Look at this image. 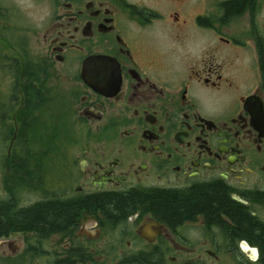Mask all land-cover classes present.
Returning a JSON list of instances; mask_svg holds the SVG:
<instances>
[{"label": "flooded vegetation", "instance_id": "af4514ba", "mask_svg": "<svg viewBox=\"0 0 264 264\" xmlns=\"http://www.w3.org/2000/svg\"><path fill=\"white\" fill-rule=\"evenodd\" d=\"M52 1L39 54L0 31V201L36 144L73 218L0 264H264V0Z\"/></svg>", "mask_w": 264, "mask_h": 264}, {"label": "trees", "instance_id": "16d2710c", "mask_svg": "<svg viewBox=\"0 0 264 264\" xmlns=\"http://www.w3.org/2000/svg\"><path fill=\"white\" fill-rule=\"evenodd\" d=\"M28 52H21L22 62H28ZM40 65H37L39 68ZM45 68V67H44ZM37 74L36 81L40 80ZM42 88L35 86V93L40 94ZM33 91L30 90L29 93ZM38 140V139H37ZM36 140V141H37ZM36 144L25 145L21 149L20 171L21 189L31 187L29 184L37 182L39 176L44 172V157L46 150L44 148L36 149ZM9 175L13 174V153L9 156ZM38 183H36L37 185ZM11 191V189H9ZM73 212L60 204L53 205L40 200L29 205L17 206L10 192V198L0 201V233L7 232L8 229H32L36 226L50 225L53 228L72 221ZM248 223V222H246Z\"/></svg>", "mask_w": 264, "mask_h": 264}, {"label": "rangeland", "instance_id": "374dc122", "mask_svg": "<svg viewBox=\"0 0 264 264\" xmlns=\"http://www.w3.org/2000/svg\"><path fill=\"white\" fill-rule=\"evenodd\" d=\"M53 9L52 0H0V18L5 19V22L1 23L0 31H6L4 36L8 40H17L19 44L23 43L24 46L26 45V49L30 53L39 54V52L44 50L43 33L45 23ZM12 10L16 12L15 15H13ZM6 123L8 125L11 124L10 119ZM9 127L11 128L12 126L9 125ZM77 127L75 126L74 128L76 132L79 130ZM5 133L6 129L3 131L0 128V157L2 158L6 157L10 140L6 135L4 136ZM69 135H71V132ZM26 189L22 188L19 192L21 205L33 199L32 193Z\"/></svg>", "mask_w": 264, "mask_h": 264}, {"label": "bare ground", "instance_id": "6f19581e", "mask_svg": "<svg viewBox=\"0 0 264 264\" xmlns=\"http://www.w3.org/2000/svg\"><path fill=\"white\" fill-rule=\"evenodd\" d=\"M5 171V170H4ZM116 258V257H115Z\"/></svg>", "mask_w": 264, "mask_h": 264}, {"label": "water", "instance_id": "95a60500", "mask_svg": "<svg viewBox=\"0 0 264 264\" xmlns=\"http://www.w3.org/2000/svg\"><path fill=\"white\" fill-rule=\"evenodd\" d=\"M245 250H246V248H245Z\"/></svg>", "mask_w": 264, "mask_h": 264}]
</instances>
